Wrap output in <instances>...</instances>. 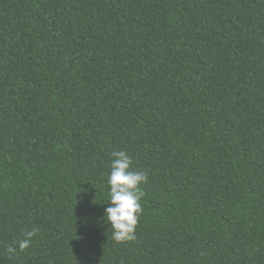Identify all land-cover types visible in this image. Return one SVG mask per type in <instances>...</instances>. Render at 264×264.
<instances>
[{
    "label": "trees",
    "instance_id": "1",
    "mask_svg": "<svg viewBox=\"0 0 264 264\" xmlns=\"http://www.w3.org/2000/svg\"><path fill=\"white\" fill-rule=\"evenodd\" d=\"M0 264H264V0H0Z\"/></svg>",
    "mask_w": 264,
    "mask_h": 264
},
{
    "label": "clouds",
    "instance_id": "2",
    "mask_svg": "<svg viewBox=\"0 0 264 264\" xmlns=\"http://www.w3.org/2000/svg\"><path fill=\"white\" fill-rule=\"evenodd\" d=\"M111 171L108 175L110 198L105 209L104 219L111 225L112 238L117 241L134 240L140 214L142 198L145 196L141 185L148 180V173L132 169V157L124 150L114 151ZM38 229L26 231L16 245H9L7 253L13 256L17 250L28 249L37 235Z\"/></svg>",
    "mask_w": 264,
    "mask_h": 264
}]
</instances>
